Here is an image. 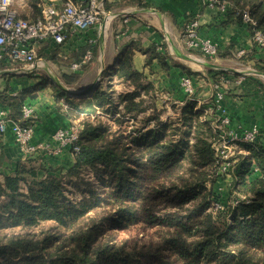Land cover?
<instances>
[{
  "label": "trees",
  "instance_id": "1",
  "mask_svg": "<svg viewBox=\"0 0 264 264\" xmlns=\"http://www.w3.org/2000/svg\"><path fill=\"white\" fill-rule=\"evenodd\" d=\"M36 1L28 0L35 9ZM134 1L140 3V0H130ZM233 1L231 5L237 7L238 0ZM251 2L247 6L255 24L249 23L248 30L252 35L256 30L264 34V0ZM238 21H242L240 15ZM130 45L147 53L149 60L157 58L168 67L166 55L155 46L144 48L136 41ZM256 48L264 50L254 45L239 60L264 72V57L254 58ZM50 58L55 59V53ZM74 59L80 62L82 58ZM70 65L65 63L67 70L63 74L68 85L77 81L81 74L71 71ZM177 65L187 75L199 74L185 65ZM217 74L224 78L237 75L233 71H218ZM104 75L89 97H70L63 89L53 86L54 97L62 98L68 105L66 116L76 124L78 119H85L77 141L79 150L76 153L70 150L74 161L65 170L46 167L30 154L19 160L13 171H0V228L32 226L44 220L71 226L93 204L90 200L67 198L61 177L78 175L82 167L101 166L107 170L111 186L100 199L114 206L116 215L121 218L138 221L143 214L148 225L164 232L165 246L170 253L159 246L155 250L149 248L128 254L122 247L98 240L99 220H93L73 232L69 248L58 244L54 250H49L52 245L49 236L26 233L7 236L0 240V264H264V144L261 133L253 143L235 144L237 161L231 172L233 184L228 200L221 201L214 187L216 177L209 178L210 169L217 166L213 143L218 132L210 120L200 119L201 111L195 108V93L181 104L172 103L175 116L163 120L165 107H158L154 85L145 82L143 74L134 69L131 48L124 52L118 66ZM114 75L133 89L115 97L111 84ZM45 86L41 81L35 89H22L16 95L0 92V100L9 108L7 117L20 125H32L33 119L24 118L21 107L26 97H35L34 90L41 91ZM99 110L111 116L120 115L113 119L117 127L111 123L94 124L90 117H95ZM148 111L150 114L144 119L143 114ZM3 159L0 155V165ZM95 195L96 192H91L99 201ZM212 199L227 207L215 210L217 218L206 211L212 207ZM162 202L177 210L159 214L155 207ZM220 217L225 220L222 225Z\"/></svg>",
  "mask_w": 264,
  "mask_h": 264
},
{
  "label": "crops",
  "instance_id": "2",
  "mask_svg": "<svg viewBox=\"0 0 264 264\" xmlns=\"http://www.w3.org/2000/svg\"><path fill=\"white\" fill-rule=\"evenodd\" d=\"M100 1L103 17L99 24L77 32L62 45L51 41L41 44L40 59L35 70L0 76L1 83L3 78L10 77L8 85L14 95L22 89H35L41 81L46 83L43 90H34L37 93L35 97L24 99V104L33 110L30 116L33 119L32 141L44 147L34 153L33 157H37L46 167L65 170L72 165L74 157L70 148L60 146L53 137L58 128L72 122L65 114L67 103L62 98L54 97L53 86L65 92L73 90L79 93L72 97H89L88 94L93 92L105 77L104 74L116 68L124 52L130 48L134 69L143 74L145 82L154 85L158 107H165L163 120L175 116L172 103L181 104L187 98L179 84L181 77L187 74L177 65L182 64L199 73L193 76L196 85L195 108L200 109L201 120H210L213 127L214 121L222 116V110L225 109L232 127L242 130L257 126L264 144V72L249 64L244 65L239 60L257 45L248 30V24L238 21V15L222 13L217 8L206 6L201 0H140V3L130 0ZM61 2L37 0L35 9L28 0H13L17 14L28 19H36L45 3ZM124 18H128L126 23L121 21ZM189 20L197 22L198 37L216 43L220 53L208 57L186 48L182 35ZM132 41L139 42L144 48L155 46L157 51L166 55L165 63L168 67H164L157 58L149 60L147 53L132 48ZM160 45L161 49L158 47ZM262 50L256 48L254 58L264 57ZM52 53H55V59L50 58ZM86 54L90 58L80 69L74 70L72 64L77 62L74 58L83 59ZM65 63H71V71L81 73L79 79L71 85L63 79L67 70ZM218 71H233L237 75L224 78L217 74ZM241 75H244L243 80L237 83ZM111 78L114 84L127 83L115 75ZM1 86L0 92H3L4 87ZM69 86L76 87L69 89ZM132 89L131 86L126 91ZM221 90L223 98L218 99L216 94ZM0 107L9 110L1 100ZM0 155L4 156L0 171L6 173L13 171L17 162L25 158L9 131L0 132Z\"/></svg>",
  "mask_w": 264,
  "mask_h": 264
},
{
  "label": "built area",
  "instance_id": "3",
  "mask_svg": "<svg viewBox=\"0 0 264 264\" xmlns=\"http://www.w3.org/2000/svg\"><path fill=\"white\" fill-rule=\"evenodd\" d=\"M146 2V0H144ZM206 6L217 8L222 13L240 15L244 23L255 24L247 12H238L231 4L222 0H201ZM103 17L102 3L100 0H62L60 4L45 3L41 6L40 14L36 19L20 17L14 6L13 0H0V76H7L17 72H31L38 66L39 49L45 42L62 45L67 39L81 30L88 29L100 23ZM123 23L128 18L121 20ZM197 22L189 20L185 24L183 42L187 49L194 50L202 56H215L218 46L210 39L198 37ZM253 41L264 48V34L256 30L252 35ZM161 49V45L158 46ZM243 52V51H241ZM90 58L86 54L80 62L72 64L74 70L80 69ZM244 75L239 76L236 82L241 83ZM229 81V80H226ZM180 87L187 97L195 93L196 85L194 76L184 75L180 79ZM223 91H219L217 98H223ZM32 108L26 104L21 107L23 117L32 116ZM7 109L0 107V132L9 131L20 152L26 156L36 153L44 148L41 144L32 141V125H20L7 117ZM214 129L218 132L213 143L219 171H227L229 158L234 152L237 142L253 143L259 129L253 126L250 129L237 130L231 125L229 115L225 109L222 116L214 121ZM79 136L78 125L70 122L69 125L58 128L54 139L60 146H68L73 153L78 152ZM229 161V162H228ZM236 204V201L232 205ZM211 208L224 209L220 201L212 199Z\"/></svg>",
  "mask_w": 264,
  "mask_h": 264
},
{
  "label": "rangeland",
  "instance_id": "4",
  "mask_svg": "<svg viewBox=\"0 0 264 264\" xmlns=\"http://www.w3.org/2000/svg\"><path fill=\"white\" fill-rule=\"evenodd\" d=\"M225 1L229 4L234 3L233 0ZM251 3V0H238L237 7H235L234 5L233 7H235L236 10L240 12V14L242 12H247L249 14L248 6L251 5ZM249 16L251 18L250 14ZM91 76H88L87 78H92ZM9 79L10 77H7V79L5 77L2 79L4 83L0 82V84L2 85L0 86L2 88H5L2 89L3 92H6L4 94H14L13 91L9 89ZM111 84L115 93V97L118 95L117 92H126V90L131 87L128 83L122 82L119 83L120 85H118L117 83L114 84L113 82H111ZM102 86H105V84H102ZM75 87L76 86H69L67 88L73 89ZM90 95L88 94V96ZM69 96L72 97V95L70 94ZM149 114L150 111L145 112L143 114L144 119ZM119 116L120 115H118L117 113L111 116L99 110L97 111L95 117H90V120L93 121L94 124L104 123L108 125V123H111L113 124V126L117 127L113 119ZM83 121H85L83 117L77 120L79 132L82 129ZM112 136L113 135L110 134L109 138H111ZM229 161V164L227 165V171H219L220 163L218 162L217 166H215L213 169L211 168L209 171L210 179L216 177V183L214 187L216 192L218 193L219 198H221V201L228 200L229 190L233 184L231 172L233 170L235 162L237 161L235 149L234 152L231 154ZM107 176V170L101 166H98V168L82 167L78 175H62L61 182L63 184L62 186L64 194L65 196H67V198L74 201L90 200V203L93 204V207L84 216L80 217L73 224H71V226H63L55 220L40 221L38 224L32 226H8L0 228V240L2 241L5 239V237L10 236L12 234L26 233L39 237L49 236L52 239V245L49 250H54L55 246H57L58 244H62L63 248H69L71 241L70 237L75 230L80 227H85L86 225L90 224L93 220H99V230L97 233V238L98 240H101L108 245L122 247V249L128 254H132L135 252H144L147 251V249L149 248L155 250L159 246H164V252L169 254V247L165 246L164 242V238L166 237V235L163 231H157L156 228L148 225V222L144 221L143 214L138 217L141 218V220L138 221H135V219L130 217L121 218L119 215H116L115 212L117 211L114 206H111L109 205V203L107 204L102 201V199H100L103 196V193L107 192L109 190V186H111L108 183ZM206 185L207 187L210 186L208 182L206 183ZM91 192H96L95 196L99 198V201H97L94 196H91ZM242 198L245 197L242 196ZM221 201L220 203L224 206V209L226 210V205L223 204ZM174 210H177V207L172 206L166 202H162L155 207V211L159 214L172 212ZM206 211L212 213V215L217 218L218 214L217 211H215L214 209L208 208ZM220 220L221 222L219 224L222 225L225 222L224 217H220ZM138 248H142V250H138Z\"/></svg>",
  "mask_w": 264,
  "mask_h": 264
},
{
  "label": "water",
  "instance_id": "5",
  "mask_svg": "<svg viewBox=\"0 0 264 264\" xmlns=\"http://www.w3.org/2000/svg\"><path fill=\"white\" fill-rule=\"evenodd\" d=\"M67 92L70 94V95H79V93L77 91H73V90H67Z\"/></svg>",
  "mask_w": 264,
  "mask_h": 264
}]
</instances>
